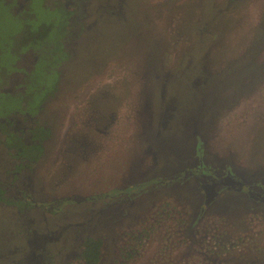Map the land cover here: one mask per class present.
Wrapping results in <instances>:
<instances>
[{
  "label": "rangeland",
  "instance_id": "rangeland-1",
  "mask_svg": "<svg viewBox=\"0 0 264 264\" xmlns=\"http://www.w3.org/2000/svg\"><path fill=\"white\" fill-rule=\"evenodd\" d=\"M56 1L34 0L39 21L60 19ZM107 2L112 14L122 2L125 22L99 10ZM79 10L72 57L40 113L55 132L29 214L41 232L44 217L70 231L50 247L52 264H75L78 232L103 240L100 264H223L243 254L251 255L241 264H264V207L220 188L201 212L198 190L203 170L231 171L264 193V0H95ZM34 59L28 52L18 65L30 69ZM91 106L113 117L108 135L85 126ZM74 146L86 150L66 152ZM6 212L7 231L14 210Z\"/></svg>",
  "mask_w": 264,
  "mask_h": 264
},
{
  "label": "trees",
  "instance_id": "trees-1",
  "mask_svg": "<svg viewBox=\"0 0 264 264\" xmlns=\"http://www.w3.org/2000/svg\"><path fill=\"white\" fill-rule=\"evenodd\" d=\"M19 2L0 0V148L8 153L14 171L27 173L42 161L44 143L51 137V129L33 118L57 90L59 68L69 55L64 40L69 34L67 27L71 13L60 4L56 8L60 19L43 22L32 10L34 0L27 2V8L16 11ZM30 51L35 55L32 68L19 67L23 54ZM13 74L23 76L18 80L15 91H9L5 88ZM53 77L50 84L49 79ZM30 117L33 120L30 128L26 131L21 127L15 129V121H25ZM20 134L29 135V138ZM32 205L34 203L30 200L8 197L6 186L0 182V212L6 207L15 208L22 214L25 206L30 208ZM144 231L140 232V238L144 237ZM77 248L75 264H100L103 255L101 238L84 237Z\"/></svg>",
  "mask_w": 264,
  "mask_h": 264
},
{
  "label": "flooded vegetation",
  "instance_id": "flooded-vegetation-1",
  "mask_svg": "<svg viewBox=\"0 0 264 264\" xmlns=\"http://www.w3.org/2000/svg\"><path fill=\"white\" fill-rule=\"evenodd\" d=\"M94 1L95 0H57L56 1L55 8H57L58 5L62 4L71 13L70 18H69L68 27H67L69 34L65 37V40H64L65 48H66L69 55H68V59L63 62V65L72 57V53L68 47V39L70 37H73V35H75V32L73 31V26L77 25L78 28L80 29V27H79L80 24L76 23L74 21V18L76 17V13H78L80 11L79 10L80 6L82 8H85V10H89V8L91 7V4ZM120 1L125 2V0H120ZM98 8H99V10L105 11L106 13H108L110 15L113 12L112 10H114V7H112L111 4L108 2L102 6L100 5ZM97 9H95V10H97ZM115 11L116 12L112 15L119 18L120 21L123 20L122 22H125L126 17L123 14L124 8L122 6V2H120L119 8H117V10H115ZM86 28L89 31L90 29H92L94 27L93 26H91V27L87 26ZM27 53L23 54L22 57H24ZM34 61H35V59H34ZM194 63H195L194 61H190L191 65H189V66H193ZM176 65H177V63H176ZM176 65L174 67H176ZM186 66H188V65H186ZM60 68H61V66H60ZM60 68H59V80H60V74H61ZM30 69H27V70H30ZM168 71H167V74H168ZM161 72H163V71H161ZM154 73H156L155 70H153V74ZM207 75H209V73ZM155 79L158 81V83H155V84L162 83L161 76H159ZM59 80H58V85H59ZM16 82L18 83V81H16ZM14 85L16 87V84H14ZM58 85H57V87H58ZM92 103L96 104V101L93 100ZM92 106H91L92 109L90 111H88V113L91 112L90 113L91 116L87 117L85 126L90 131L89 128L93 127V122H94V128L96 131H98L99 133L102 132L103 134H105L104 136L108 135L106 130L109 129V125H111V123H113V120H114L113 117H112V122H111L110 121L111 119L110 120L107 119V117L104 115V110H101L100 107H98V106H95V107H92ZM40 113L36 117H34L33 119L39 121L41 123V125L42 124L46 125L51 129V137L44 143V146H45V156L43 157V159H44L46 157V154H47L48 145L50 144V141L52 139V135L55 131L49 125L45 124V122H43L40 119L41 118ZM77 115H78V113H77ZM46 120H47V122L50 123V119H46ZM99 120L101 121V123H103L104 120L106 121V125L104 127V130L106 129L105 131H102L98 127ZM32 121L33 120L31 117L25 121L22 119H19V120L15 121V129L18 130V128L21 127L26 131L27 128H30L32 126ZM76 124H77V121H75V123L72 122L71 123V129H69L68 131H72L74 129V125H76ZM77 130H79V129L77 128L74 131H77ZM67 133H68L67 136H69L70 133H72V132H70V133L67 132ZM77 135H80V134H77ZM20 136L21 137H27V139L29 138V135L23 136L20 134ZM78 144H80V143H78ZM76 146H74L69 151L67 150L66 152L72 153V154H77V152H78V154H79L80 151L84 153V151L86 150L84 148L83 150L80 149V151H79V148H77ZM74 152H76V153H74ZM7 154L8 153L4 149L0 148V182L6 186L8 197L12 198L13 200H30L31 203H34V205H32V207H30V208L29 207L27 208V206H25L24 207V213H22V214L19 213V211L15 208L3 207V209L1 210V212H0V264H9L10 262H11L10 264H52L53 261L51 260L50 247L60 244V242L63 240V238L65 236L67 239V234L70 231H68L66 226H63V225L60 226L58 224L55 225L54 229L49 228L48 220L46 217H44V219L42 220V222L45 224V228L43 229L42 232L39 231L38 226L37 227L34 226V224H35L33 222L34 220H33V218L30 219L29 214L32 210H34L38 207V202L36 201V200H38L37 199L38 195H36L37 188H38V183H37V178H36L37 177L36 170L40 165L38 164L33 169L32 172H27V173L16 172L13 170L14 167H12V162H11V160H9ZM80 154H82V153H80ZM43 159H42V161H43ZM42 161L39 163L41 164ZM28 171H30V170H28ZM200 175L203 178V182L199 185L200 189H198V190L200 192L202 191L204 193V202L206 200V194H205L204 188L202 187L203 185L216 184L217 186L215 187V190L218 192L217 197L214 199V201L208 207H206L204 204V208L201 209V212L207 211V209L209 207H212L218 201L217 199L219 198V195H220V192H219L220 188H225L229 191H235L236 193H240V194L246 193L247 194V198H246L247 200H240V201H246V203H248L250 208L253 206L264 207V200H263L264 199V193L253 191L252 187L250 185H248L247 182L243 181L242 179H239L231 171H227L225 175L221 176V175H215V174L209 175L208 173H206L203 170ZM229 175L231 177H233V179H235L236 181H239L242 184H244L246 186V188H243L242 186H239V185H235L234 187H230L229 185L224 186L223 183L225 182V178L228 177ZM209 191H211V190H209ZM12 192L16 193V195H14V196L11 195ZM233 201H235V200H233ZM62 202H63V200L62 201H56V203H53V204L62 203ZM49 205H52V204H49ZM12 209L14 210V213H12L13 215H12L11 220H10L12 222L6 231V229H4L2 226V221H4V219H6V216H7L6 211H9ZM93 217L94 216H91V218H93ZM91 222H92V219H90V217H88L86 219V221L82 222L81 228H78V229L84 230L85 228H87L86 225H88ZM84 224H85V226H84ZM78 225H80V224H78ZM78 225H76V226H78ZM79 233L80 232H78V234H76L77 240H80V239H83L84 237L89 236V235H87L84 237H80ZM218 237H220V236H218ZM221 238L222 237H220V239ZM19 242H21V244H19ZM190 242H192V241H189V242L186 241V243L183 242V243H185V246L186 245L188 246L189 250L191 249V247H189V244H191ZM218 242H219L218 243L219 245H222V241L218 240ZM225 244H226V242H225ZM66 246H68V245L66 244L65 247ZM230 246H232V244H230ZM103 247H104V242H103ZM227 249H228V245L226 244L225 250H227ZM192 250H193V248H192ZM216 253H218V252H216ZM187 254H188V251H187ZM250 255L251 254H249V255L243 254V255H240L238 258H235V256L232 258L230 257L229 260L224 261L225 263H223V264H241V260L243 259V257L248 256L250 258ZM262 255L263 254H261V251H258L257 255L251 259L252 260H258L259 257H261ZM102 258H103V255H102ZM219 264H221V263H219ZM254 264H256V263H254Z\"/></svg>",
  "mask_w": 264,
  "mask_h": 264
},
{
  "label": "water",
  "instance_id": "water-1",
  "mask_svg": "<svg viewBox=\"0 0 264 264\" xmlns=\"http://www.w3.org/2000/svg\"><path fill=\"white\" fill-rule=\"evenodd\" d=\"M223 185L224 186H228L229 185L230 187H234L235 185H239V186H242L243 188H246V186L244 184H242L239 181H236L230 175L225 178V182L223 183ZM216 186H217L216 184H213V185H203L202 186L204 188L205 194H206V200L204 202V204H205L206 207H208L214 201V199L218 195V192L215 190V187ZM209 190H211V191H209Z\"/></svg>",
  "mask_w": 264,
  "mask_h": 264
}]
</instances>
